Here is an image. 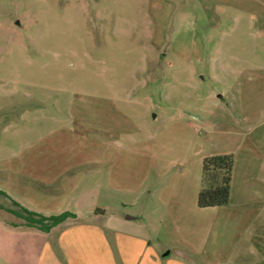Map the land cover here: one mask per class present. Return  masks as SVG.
<instances>
[{"label":"rangeland","instance_id":"1","mask_svg":"<svg viewBox=\"0 0 264 264\" xmlns=\"http://www.w3.org/2000/svg\"><path fill=\"white\" fill-rule=\"evenodd\" d=\"M172 1L148 12V0H0V190L47 152L104 149L106 130L135 186L146 168L176 175L206 139L254 138L240 104L264 113V0ZM146 188L118 193L109 213L126 199L140 214ZM7 209L17 207L0 195ZM7 214L0 264H18L33 230L5 228L4 216L24 224Z\"/></svg>","mask_w":264,"mask_h":264},{"label":"crops","instance_id":"2","mask_svg":"<svg viewBox=\"0 0 264 264\" xmlns=\"http://www.w3.org/2000/svg\"><path fill=\"white\" fill-rule=\"evenodd\" d=\"M148 2V12L176 7L172 0ZM241 94L246 95L245 88ZM240 109L249 134H255L252 140L240 131L206 139L189 159L179 161L183 166L176 175L171 168H146L137 186L128 165H117L112 150L117 141L110 130L102 139L104 149L75 152L73 158L51 151L43 164L35 158L15 171L25 181L15 178L10 193L0 190L8 198L47 217L73 214L48 233L4 216L7 229L33 230L25 235L18 264H264V142L259 134L264 113L257 102L243 101ZM224 154L235 157L229 203L199 208L203 160ZM151 178L157 183L149 184ZM144 185L147 197L140 214L127 213L132 204L126 199L120 200L122 211L109 213L108 204L118 193L127 197ZM104 186L110 196L102 200ZM5 212L0 210L11 214Z\"/></svg>","mask_w":264,"mask_h":264},{"label":"trees","instance_id":"3","mask_svg":"<svg viewBox=\"0 0 264 264\" xmlns=\"http://www.w3.org/2000/svg\"><path fill=\"white\" fill-rule=\"evenodd\" d=\"M234 164L235 157L233 154L214 155L203 160L202 188L197 201L199 208L222 207L229 203ZM0 195L8 197L1 191ZM12 203L17 207V210L9 209L8 212L24 220L25 226L45 233L73 217V214L67 212L47 217L29 211L13 200Z\"/></svg>","mask_w":264,"mask_h":264}]
</instances>
